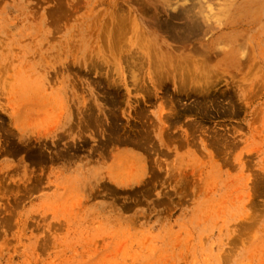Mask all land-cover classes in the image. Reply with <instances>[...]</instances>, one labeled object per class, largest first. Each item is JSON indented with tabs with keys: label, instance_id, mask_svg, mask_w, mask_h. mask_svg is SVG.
Listing matches in <instances>:
<instances>
[{
	"label": "rangeland",
	"instance_id": "1",
	"mask_svg": "<svg viewBox=\"0 0 264 264\" xmlns=\"http://www.w3.org/2000/svg\"><path fill=\"white\" fill-rule=\"evenodd\" d=\"M246 14L162 41L149 0H0V264H264V1Z\"/></svg>",
	"mask_w": 264,
	"mask_h": 264
},
{
	"label": "bare ground",
	"instance_id": "2",
	"mask_svg": "<svg viewBox=\"0 0 264 264\" xmlns=\"http://www.w3.org/2000/svg\"><path fill=\"white\" fill-rule=\"evenodd\" d=\"M264 0H185L177 6L170 7L168 0H149V24H154L150 29L153 37H158L164 41L161 34H165L172 39L187 38L189 33L196 31L200 25V19L216 17L221 26V32L214 39H221L225 35L233 37L238 32L235 28L246 24L249 21V15L246 10L250 7L259 6ZM214 3L218 4V12L214 11ZM152 7V8H151ZM236 12L234 15L233 13ZM241 13V15H237ZM245 15V16H244ZM225 16L224 18H222ZM221 17V18H220ZM214 34V33H213ZM149 42V48H151ZM213 49V45L204 44L202 51ZM149 53L150 49H149ZM177 68V65L175 66ZM177 69H173L176 74ZM187 74L188 71H180Z\"/></svg>",
	"mask_w": 264,
	"mask_h": 264
}]
</instances>
